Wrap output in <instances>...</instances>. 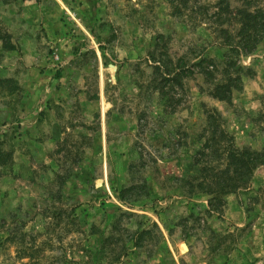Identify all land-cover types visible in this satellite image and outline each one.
Wrapping results in <instances>:
<instances>
[{
    "label": "rangeland",
    "instance_id": "1",
    "mask_svg": "<svg viewBox=\"0 0 264 264\" xmlns=\"http://www.w3.org/2000/svg\"><path fill=\"white\" fill-rule=\"evenodd\" d=\"M228 2L0 0V264H264V165L212 209L177 179L198 172L210 108L264 148V39L230 54L220 32L237 43L238 9L264 0ZM237 55L254 74L212 97ZM153 56L189 71L165 81Z\"/></svg>",
    "mask_w": 264,
    "mask_h": 264
},
{
    "label": "trees",
    "instance_id": "2",
    "mask_svg": "<svg viewBox=\"0 0 264 264\" xmlns=\"http://www.w3.org/2000/svg\"><path fill=\"white\" fill-rule=\"evenodd\" d=\"M217 6L220 11L230 10L228 0H218ZM237 13L240 22V27L235 34V38H239L237 43H231L234 37L227 28L221 26L220 32L225 36L227 35L228 40L226 42L228 43L226 45L230 54L232 52L245 54L253 51L256 45L264 39V11L259 8L254 11L241 8L238 9ZM217 18L220 25L227 21L220 16ZM238 55L234 59H227L224 63L225 78L211 88L209 94L212 97L222 101H230L233 91L242 88L243 75L252 76L254 74L251 68L241 63ZM153 58L155 62H159L155 68L157 72L161 70V74L165 76V81L173 79L181 83L182 75L189 71V68L185 69L183 66L180 67V71H176L166 61L162 60L161 64L159 59L154 56ZM211 62L213 61L201 59L193 66L198 67L207 80H212L215 78L216 69L214 63L210 65ZM161 94L166 95L164 89L161 90ZM206 116L208 124L205 128V141L201 149L196 152L195 158L196 163H199L198 172L188 174L186 177H177V179L182 181V186L189 195L195 194L196 189L208 194L210 196L209 207L212 209L223 201L226 194L236 192L249 185L256 169L264 165V148L254 150L250 146L242 148L235 146L232 137L222 126L221 113L210 108L207 110ZM137 189L138 186L136 185L124 188L121 193L122 200L129 202L126 194H133Z\"/></svg>",
    "mask_w": 264,
    "mask_h": 264
}]
</instances>
